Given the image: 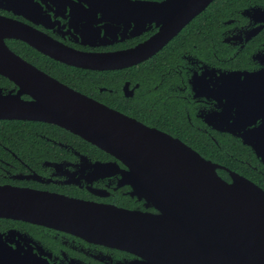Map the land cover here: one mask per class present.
<instances>
[{
  "label": "flooded vegetation",
  "instance_id": "obj_1",
  "mask_svg": "<svg viewBox=\"0 0 264 264\" xmlns=\"http://www.w3.org/2000/svg\"><path fill=\"white\" fill-rule=\"evenodd\" d=\"M7 23L24 28L27 39L14 38ZM0 35L42 74L40 90L52 93L57 82L184 143L220 165L227 182L235 173L264 190V0H0ZM45 51L123 56L87 65ZM32 88L0 73V107L34 101ZM248 132L261 138L260 155L244 142ZM127 154L115 156L56 124L0 118V187L159 214L143 181L164 168ZM137 259L0 210V264Z\"/></svg>",
  "mask_w": 264,
  "mask_h": 264
},
{
  "label": "water",
  "instance_id": "obj_2",
  "mask_svg": "<svg viewBox=\"0 0 264 264\" xmlns=\"http://www.w3.org/2000/svg\"><path fill=\"white\" fill-rule=\"evenodd\" d=\"M16 28L13 36L27 39ZM24 33V34H23ZM0 35V73L20 85L32 86L34 101H19L0 118L45 121L59 125L115 156L145 155L161 165L160 177L143 181L144 194L159 214L129 211L33 190L0 187V210L67 231L86 241L128 252L137 260L122 264H264V190L232 173L231 182L217 172L222 167L184 143L108 109L56 82V90H40L42 76L13 53ZM12 37V36H9ZM31 44L35 46L34 41ZM47 55L68 63L117 61L71 51ZM47 81L51 80L46 75ZM251 135L253 138H248ZM258 155L261 138L242 134ZM134 185L135 179L129 178ZM8 199V200H6ZM121 264V263H120Z\"/></svg>",
  "mask_w": 264,
  "mask_h": 264
},
{
  "label": "trees",
  "instance_id": "obj_3",
  "mask_svg": "<svg viewBox=\"0 0 264 264\" xmlns=\"http://www.w3.org/2000/svg\"><path fill=\"white\" fill-rule=\"evenodd\" d=\"M28 125V124H27ZM38 124H32L30 126H34V127H37ZM29 126V125H28ZM5 128H15V126L11 125L10 127H5ZM220 162H222L221 158L219 159ZM228 164V163H226ZM230 166V164H228Z\"/></svg>",
  "mask_w": 264,
  "mask_h": 264
}]
</instances>
